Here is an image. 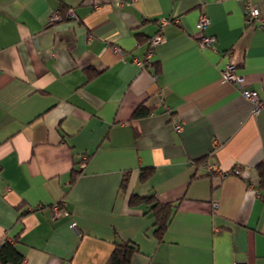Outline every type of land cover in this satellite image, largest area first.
<instances>
[{"label": "crops", "instance_id": "1", "mask_svg": "<svg viewBox=\"0 0 264 264\" xmlns=\"http://www.w3.org/2000/svg\"><path fill=\"white\" fill-rule=\"evenodd\" d=\"M254 1L246 23L245 0H0V244L19 264H106L118 242L127 264H264V106L242 93L264 98ZM132 194L175 205L162 239Z\"/></svg>", "mask_w": 264, "mask_h": 264}, {"label": "trees", "instance_id": "2", "mask_svg": "<svg viewBox=\"0 0 264 264\" xmlns=\"http://www.w3.org/2000/svg\"><path fill=\"white\" fill-rule=\"evenodd\" d=\"M63 8V7H62ZM62 11V10H61ZM142 110H136V114L141 113ZM259 168L260 181H264V168ZM150 170H143L140 173V179L145 180L150 174ZM80 174L79 168H73L70 173L71 183ZM126 176L122 179L121 187H125ZM145 204L147 210L151 212L153 217L152 233L157 240L162 239V236L168 226V223L175 211V205L170 202H160L153 195H131L128 199L129 205ZM136 247L128 242H118L114 245L112 253L110 254L106 264H127L130 261L132 254L136 251ZM22 257H19L12 250V246L8 242L0 244V259L3 262L11 261L13 264H19Z\"/></svg>", "mask_w": 264, "mask_h": 264}, {"label": "built area", "instance_id": "3", "mask_svg": "<svg viewBox=\"0 0 264 264\" xmlns=\"http://www.w3.org/2000/svg\"><path fill=\"white\" fill-rule=\"evenodd\" d=\"M92 4L94 7H98L100 5V0H91ZM123 3V0H116L117 5H121ZM245 5H244V13H245V22L250 23L254 19L258 18L259 16V8L257 6V3L254 0H245ZM69 18V19H75L76 14L72 8H68L65 13H62L59 10H55L51 15L49 16V22H55L62 20L64 18ZM209 18L206 14H201L198 17L196 27L198 32L200 33V45L204 47H211L214 45V40L215 38L209 34H206L205 29L207 28L209 24ZM161 25H164L167 23V19H162L160 21ZM163 40L162 35L160 32L154 34L150 39H149V47L150 49L148 50L145 60L143 61H137V63L140 64V66L144 64L150 65L152 63L151 56H152V50L151 48L159 43L160 41ZM222 76L226 81H230L233 83H236L238 85H242V82L244 78L240 75H237L235 72V65L232 62L226 63L224 69L222 70ZM242 93L244 96H246L248 99L252 100L254 103V109H259L261 106H264V98H260L257 93L253 90H248V89H243ZM177 128H180L178 125H176ZM85 159H81L79 163V167L82 168L84 165ZM211 170H216L215 165H210L208 167ZM214 207H216V202L213 203ZM54 215H58L59 213V206L58 203H55L52 207ZM72 226H74V223H71ZM233 264H246L245 262L242 261H236Z\"/></svg>", "mask_w": 264, "mask_h": 264}]
</instances>
